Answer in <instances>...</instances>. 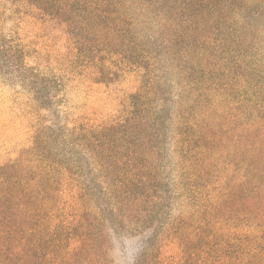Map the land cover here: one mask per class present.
<instances>
[{
  "label": "trees",
  "instance_id": "obj_1",
  "mask_svg": "<svg viewBox=\"0 0 264 264\" xmlns=\"http://www.w3.org/2000/svg\"><path fill=\"white\" fill-rule=\"evenodd\" d=\"M0 74V264H264V0H0Z\"/></svg>",
  "mask_w": 264,
  "mask_h": 264
},
{
  "label": "rangeland",
  "instance_id": "obj_2",
  "mask_svg": "<svg viewBox=\"0 0 264 264\" xmlns=\"http://www.w3.org/2000/svg\"><path fill=\"white\" fill-rule=\"evenodd\" d=\"M33 117L28 97L0 74V161L14 156L28 142Z\"/></svg>",
  "mask_w": 264,
  "mask_h": 264
}]
</instances>
